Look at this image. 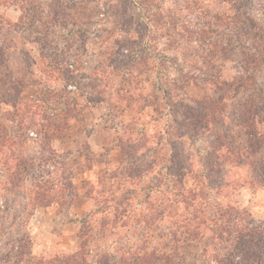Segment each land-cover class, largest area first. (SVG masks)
Segmentation results:
<instances>
[{
  "label": "trees",
  "instance_id": "trees-1",
  "mask_svg": "<svg viewBox=\"0 0 264 264\" xmlns=\"http://www.w3.org/2000/svg\"><path fill=\"white\" fill-rule=\"evenodd\" d=\"M2 5L21 10L17 21L0 13V115L3 104L12 103V131L0 119V154L14 177L32 168L24 151L29 132L50 141L52 131L79 118L78 92L106 102L110 118L120 103L122 112L133 113L114 139L122 151L121 172L111 175L121 181L118 191L102 187L94 198L95 209L82 218L80 249L38 257L23 235L12 264H93L88 222L99 213L100 227H120L135 238L115 264H264V222L229 199L241 185L264 188V0H0ZM159 38L169 47L163 49ZM168 49H176L172 58ZM83 64L106 84L83 83L89 76L84 70L81 80L73 68ZM71 85L76 90L67 89ZM196 87L198 98H190ZM148 108L158 123L166 121L163 130L150 133L142 123ZM181 111L186 117L179 120ZM202 138L209 143L196 148ZM237 170L239 178H230ZM34 187V205L66 203L47 183Z\"/></svg>",
  "mask_w": 264,
  "mask_h": 264
},
{
  "label": "rangeland",
  "instance_id": "rangeland-1",
  "mask_svg": "<svg viewBox=\"0 0 264 264\" xmlns=\"http://www.w3.org/2000/svg\"><path fill=\"white\" fill-rule=\"evenodd\" d=\"M119 9H121L120 6H118ZM127 10L130 14L136 13L133 8ZM0 13L11 21H17L21 10L16 6L2 5ZM123 20L125 17L120 19V21ZM158 44H163L160 45L163 49L169 47L161 38L158 39ZM30 49L34 57L40 60L37 45L32 43ZM167 52H169V58H172L174 56L172 53H175L176 49L175 52L171 49ZM85 66V64L73 66L75 74L82 80L81 74L85 70V75L89 78L83 79V83L93 80L103 87L106 84L104 76L96 79L95 74ZM184 68H189L190 71L194 69L189 63H184ZM171 72L175 74L176 71L171 70ZM230 72L235 73L237 69ZM148 85L147 88L151 90V85ZM67 89L76 90L72 85ZM31 90H29L30 93ZM192 91L190 98H198L200 89L196 87ZM232 93L233 88L228 90L229 96ZM77 95L82 109L79 118L70 120L67 128L63 130L52 131V140L49 141L37 133L29 132L25 139L24 151L28 159L32 160V168L23 176L14 177L12 170L8 169V163L0 154V184L1 187L4 186V188L0 187V264H12L15 256V242L23 235L31 238L33 253L38 257H53L78 251L81 245L79 232L83 225L82 218L88 213L92 214L95 209L94 198L100 196L99 191L103 189L102 187L108 193L118 191V183L121 181L112 180L111 175L121 172L122 151L120 147L114 145V139L117 134L124 131V126L132 120L133 113L129 110L122 112V103H120L118 106L115 105L117 107L113 111L115 117L110 118L107 114L110 109L106 108V102L98 99V103H93L87 97L88 94L82 91ZM3 111L0 119L3 123H7L12 131V103L3 104ZM154 114L153 109L148 108L141 115L142 123L147 125L150 133L154 130L161 131L166 127V121L162 120L158 123L154 119ZM184 117L186 115L181 111L179 120ZM208 143L209 140L198 139L196 148H205ZM49 146L55 150L54 153L47 150L46 147ZM163 152L167 153V150ZM48 157L55 159L57 163L47 162L45 159ZM241 173V170L234 171L230 178L235 176L237 180ZM12 180L17 181V187H12ZM186 182L191 184L189 175L186 176ZM36 183L41 185L47 183L49 187L52 186V194L57 190L60 191L66 203L61 205L53 203L47 207L34 205V198L39 190L34 187ZM229 196V199L239 204L240 208L248 210L254 220L264 222V188H254L248 184L241 185L233 193H229ZM100 216L99 213L92 218L89 217L91 219L88 223L93 228V238L89 245L90 259L93 264H106L108 258L109 264H115L116 255L131 246L135 238L133 232L124 233L125 229L121 232L120 227L103 229L99 225ZM168 229L169 226L166 225L163 232ZM103 231L109 234H102ZM164 242L166 241H162V244Z\"/></svg>",
  "mask_w": 264,
  "mask_h": 264
}]
</instances>
